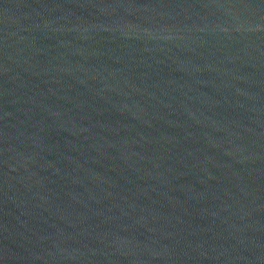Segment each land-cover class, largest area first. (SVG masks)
Here are the masks:
<instances>
[{
	"label": "water",
	"instance_id": "water-1",
	"mask_svg": "<svg viewBox=\"0 0 264 264\" xmlns=\"http://www.w3.org/2000/svg\"><path fill=\"white\" fill-rule=\"evenodd\" d=\"M0 264H264V0H0Z\"/></svg>",
	"mask_w": 264,
	"mask_h": 264
}]
</instances>
